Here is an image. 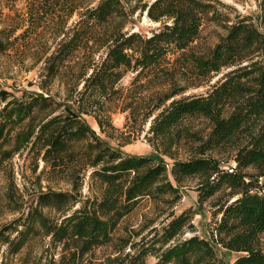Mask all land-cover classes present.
Returning a JSON list of instances; mask_svg holds the SVG:
<instances>
[{
  "label": "trees",
  "instance_id": "1",
  "mask_svg": "<svg viewBox=\"0 0 264 264\" xmlns=\"http://www.w3.org/2000/svg\"><path fill=\"white\" fill-rule=\"evenodd\" d=\"M260 7L264 17V0ZM136 12L161 26L150 34L125 29ZM26 13L25 31L49 27L62 36L52 50H36L41 92L16 95L0 85V173L10 170L15 186L12 159L25 151L32 172L41 163L39 175L66 188L37 189L27 211L0 227L6 252L38 237L59 246V264H148V256L153 264H216L210 240L184 236L195 231L194 211L173 208L180 187L193 182L198 202L209 200L219 215L212 242L240 253L232 264H264V32L237 16L214 45L199 48L204 19L221 15L212 0H32ZM5 33L0 55L13 46ZM127 73L134 75L123 93ZM55 82L61 95L50 90ZM119 100L133 123L149 122V142L174 159V181L166 164L122 153L83 117L111 127L106 110ZM11 187L8 201L17 203ZM146 199L154 216L118 237L104 262L87 259Z\"/></svg>",
  "mask_w": 264,
  "mask_h": 264
},
{
  "label": "rangeland",
  "instance_id": "2",
  "mask_svg": "<svg viewBox=\"0 0 264 264\" xmlns=\"http://www.w3.org/2000/svg\"><path fill=\"white\" fill-rule=\"evenodd\" d=\"M31 1L0 0V29H6V33L10 29L9 39L13 40V46L0 55V85L16 95H19L23 89L41 92L38 83L40 74L42 73L43 59H40L41 52L36 53V50L41 47H43V50L44 48L48 51L52 50L55 43L62 36L60 33L54 34L49 27L41 29L37 26L33 32V29L25 31L29 23L26 11ZM212 2L221 15L218 20L204 19L200 35L196 41L199 48L203 49L214 45L219 37L226 33V29L223 27L224 23L230 24L237 16L246 17L260 31L264 32V17L260 7V0H212ZM74 18L75 16H72L69 23ZM160 26V22L151 21L145 16L144 12L141 14L136 12L132 17V22H129L125 29L138 30L150 34ZM133 75V73H127L119 82L118 87L123 89V93L129 88ZM217 77L218 75L214 79ZM204 89L205 87L194 88L188 90L186 94L200 93ZM50 90L52 93H59L61 95L63 85L61 82H55L50 87ZM106 114L109 115L112 126H106L104 129L97 124L92 115L85 114L83 117L102 139L119 149L122 153L147 156L166 164L169 172L168 176L174 181L170 174L174 159L160 153L149 142V122H146L142 126L139 125V122L133 123L128 118V111L122 110V102L120 100L110 104L106 110ZM192 124L196 127H204L206 123L202 120H194ZM176 157H184L182 149H178ZM30 165L29 157H27L25 151L13 157L12 177L15 186L12 187L8 185L9 178L11 177L10 170L0 173V227L27 211L28 206L35 199L37 189H45L48 185L55 188H66L61 183L47 182L43 175H39L41 163H39L36 172L31 171ZM38 175L39 177H37ZM88 184V178L86 177L82 188L84 195L90 194ZM10 187L13 189V196L17 203L8 201L7 191ZM180 192L181 198L173 207L175 212L178 214L187 209L194 211L192 221L195 231H186L184 236L188 237L195 233L200 237L207 238L214 247L216 264H232L240 253L227 250L212 242L210 238V230L214 227V222L219 215H212L213 208L209 205V200L203 203L198 202V194L193 182L185 183L184 186L180 187ZM262 192H264V185ZM14 207H19V209L16 210ZM153 216V202L148 199L143 200L130 214L120 221L118 227L113 232L112 241L107 245L95 248L86 258L96 261L95 263L104 262L108 255H113L118 237L128 235L132 230L138 229L148 218ZM160 219L161 217L152 226L144 229L142 234L147 233L151 227L158 225ZM135 239H138V237ZM261 242L264 244V234L261 237ZM59 256V246L50 243L48 238L42 239L37 237L32 239L15 254H9L6 252L5 246L0 245V264H59ZM154 262L155 258L148 256L147 263L153 264Z\"/></svg>",
  "mask_w": 264,
  "mask_h": 264
}]
</instances>
